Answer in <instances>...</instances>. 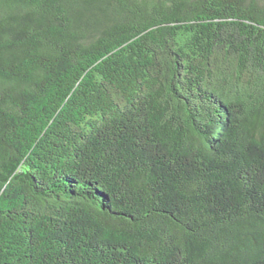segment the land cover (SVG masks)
<instances>
[{
	"label": "trees",
	"instance_id": "1",
	"mask_svg": "<svg viewBox=\"0 0 264 264\" xmlns=\"http://www.w3.org/2000/svg\"><path fill=\"white\" fill-rule=\"evenodd\" d=\"M0 264H264V0H0Z\"/></svg>",
	"mask_w": 264,
	"mask_h": 264
}]
</instances>
